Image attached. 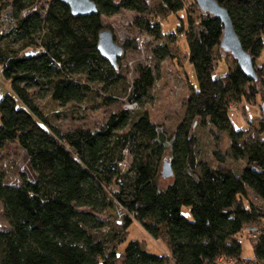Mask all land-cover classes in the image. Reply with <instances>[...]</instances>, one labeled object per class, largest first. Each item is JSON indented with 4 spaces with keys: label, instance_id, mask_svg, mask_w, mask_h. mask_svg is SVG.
Listing matches in <instances>:
<instances>
[{
    "label": "trees",
    "instance_id": "obj_1",
    "mask_svg": "<svg viewBox=\"0 0 264 264\" xmlns=\"http://www.w3.org/2000/svg\"><path fill=\"white\" fill-rule=\"evenodd\" d=\"M93 1L97 13L74 16L62 0H0V15L9 10L5 19L12 26L0 33V66L14 92L0 99V153L6 143L17 141L36 175L23 177L18 185L0 174V201L9 224L0 227V264H217L220 258L264 264V204L257 206L250 197L253 193L264 203V119L257 131L237 129L229 116L231 103L250 99L260 88L264 94V76L248 77L235 58V67L225 77L215 76L217 53L224 51L220 19L194 0L201 12L196 25L184 0H162L170 13L188 11V27L181 33L187 38L199 90L189 96L182 122L170 133L147 111L133 118L121 109L98 130L62 131L37 102L40 90L65 105L98 91L92 84L122 85L126 90L131 86L128 100L141 102L156 80L152 67L139 65L138 77L129 84L119 65L111 66L98 51L105 28L102 16L123 9L145 15V0ZM217 1L228 9L255 65L264 52V0ZM140 26L163 34L158 23ZM155 53L160 61L174 56L167 44ZM115 94L104 95L103 104L115 102ZM197 119L228 134L229 156L245 161L239 172L221 157L218 164L198 158L192 132ZM127 153L132 161L123 170ZM166 157L174 174L164 185L161 180L167 177L161 166ZM108 193L129 214L123 235L115 233L111 239L101 231L105 223L96 215L110 206ZM183 206L190 207L192 218L183 214ZM134 219L164 240L170 255L149 252L139 240H130L118 261L117 249ZM245 229L256 236L254 258L242 255L239 236Z\"/></svg>",
    "mask_w": 264,
    "mask_h": 264
},
{
    "label": "rangeland",
    "instance_id": "obj_2",
    "mask_svg": "<svg viewBox=\"0 0 264 264\" xmlns=\"http://www.w3.org/2000/svg\"><path fill=\"white\" fill-rule=\"evenodd\" d=\"M46 0H41L44 4ZM149 7V12L141 15L133 10L123 9L113 16H102L105 28L110 29L115 40L123 48V56L118 60L119 72L125 77L127 83L131 84L138 77V66H150L154 70L156 80L150 89L146 98L141 102H130L127 98L131 89L126 90L122 85L116 87L102 84H92L94 89L90 94L83 97L81 101L71 102L62 105L60 102L52 100L46 90H40L36 94V100L42 107L47 117L62 131L74 130L77 128L98 130L101 128L109 116L121 109H127L132 113L133 118H137L142 111H147L150 119L163 126L164 129L172 133L182 122L186 115V103L194 90H199V82L193 64L189 59V45L185 34L181 33L182 28L188 27V11L186 9L170 13L166 6H163L162 0H145ZM187 10L192 15L196 25L199 24L201 12L198 7L193 5L194 0H184ZM9 10L1 12L0 15V33H6L12 27L5 19ZM145 26L160 25L163 34H151ZM151 23V24H149ZM136 44V48L131 45ZM167 44L174 53L173 57H167L160 61L155 49ZM128 45V47H126ZM236 60L231 54L224 51H218L217 62L214 75L225 77L229 69L234 68ZM257 73L260 77L264 76V52L255 59ZM77 78L86 81L85 76L78 75ZM112 92L119 98L115 102L106 105L103 104L104 95H110ZM100 93V94H98ZM251 94V91H249ZM14 92L9 81L2 73L0 66V99L5 95ZM264 102V94L260 88V93L251 94L250 99L243 98L239 103H231L229 116L233 125L237 129L253 128L259 130V121L263 119L261 105ZM18 107L22 104L18 101ZM192 132L196 136V151L198 158L211 164L220 163L219 157L223 158L224 164L236 171L245 164L244 160H233L229 156L230 140L226 132L218 131L212 128L210 124H202L197 119L193 124ZM131 155L127 153L126 159L121 164L123 170H127L131 165ZM165 161H170L166 157L162 162L161 170ZM0 174L6 182L12 184H21L23 177L35 179L36 175L30 165V159L27 152L17 141H10L5 144L0 153ZM173 178H162L164 185L172 182ZM110 206L103 212L96 215L105 223L102 232L111 239V235L118 233L123 235V227L128 212L121 207L118 202L108 193ZM251 199L257 206L264 203L259 197L250 193ZM91 211L90 208H82ZM183 214L192 218L191 209L183 206ZM0 227L8 228L9 224L4 216L3 204L0 201ZM253 233L245 229L239 236L242 244L244 257L254 258L255 254L252 248ZM130 240H139L144 248L149 252L156 254H168L171 250L168 244L162 239H156L150 235L143 226L133 220L128 227L127 239L117 249V260H122L124 250ZM217 264H237L235 260L224 259Z\"/></svg>",
    "mask_w": 264,
    "mask_h": 264
},
{
    "label": "water",
    "instance_id": "obj_3",
    "mask_svg": "<svg viewBox=\"0 0 264 264\" xmlns=\"http://www.w3.org/2000/svg\"><path fill=\"white\" fill-rule=\"evenodd\" d=\"M62 1L70 6L74 16H87L98 12V6L93 0ZM197 2L202 10L209 11L222 22L224 29L221 46L223 50L233 55L245 75L257 79L253 57L243 47L228 9L217 0H197ZM98 51L115 68L118 67V60L124 53L122 46L115 40L113 32L108 28H104L99 34ZM261 110L264 119V102ZM162 173L167 178L173 176L174 171L170 161L164 162Z\"/></svg>",
    "mask_w": 264,
    "mask_h": 264
},
{
    "label": "built area",
    "instance_id": "obj_4",
    "mask_svg": "<svg viewBox=\"0 0 264 264\" xmlns=\"http://www.w3.org/2000/svg\"><path fill=\"white\" fill-rule=\"evenodd\" d=\"M255 237H256V236L254 235V238H255ZM254 238H253V239H254ZM224 259H225V258H220L219 261H222V260H224ZM219 261H218V262H219Z\"/></svg>",
    "mask_w": 264,
    "mask_h": 264
},
{
    "label": "crops",
    "instance_id": "obj_5",
    "mask_svg": "<svg viewBox=\"0 0 264 264\" xmlns=\"http://www.w3.org/2000/svg\"><path fill=\"white\" fill-rule=\"evenodd\" d=\"M253 248V247H252ZM227 259V258H226ZM229 259V258H228ZM231 260V259H230Z\"/></svg>",
    "mask_w": 264,
    "mask_h": 264
}]
</instances>
